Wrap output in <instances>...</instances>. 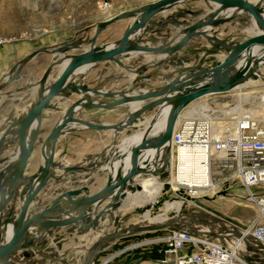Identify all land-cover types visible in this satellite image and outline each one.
Wrapping results in <instances>:
<instances>
[{
	"label": "water",
	"instance_id": "obj_1",
	"mask_svg": "<svg viewBox=\"0 0 264 264\" xmlns=\"http://www.w3.org/2000/svg\"><path fill=\"white\" fill-rule=\"evenodd\" d=\"M180 1L154 0L141 7L113 14L94 25L87 26L84 31L89 28L93 29L89 37H78L53 47H38L12 66L0 81V90H2L16 80L23 66L39 53H47L55 57L80 45H86V48H83L80 53L74 54L70 60L60 64V69L54 80L49 82V85L47 84L46 89H43L41 85L38 97L30 105L27 112L22 117L8 122L6 128L0 133V163L7 160L6 156H1V153L8 144L17 142L21 148L20 157L10 178L6 182H0V264H45L48 259L58 261L61 264H73L60 258L54 252H41V259L33 261L31 260L32 249L44 242L48 230L51 228L72 226L79 235H83L89 229H96L100 220L103 221L106 216H112L113 210L123 205L121 200L128 202V198L131 196H128V192L124 188L125 185L133 192L140 191V178L165 177L168 173L166 166L169 158L164 155V152H161V149L171 139L177 116L189 104L210 94L239 89L250 80L262 78L259 76L258 67L259 63L264 60V0H256L255 2L249 0H205L211 3L212 8L201 19L186 26L185 32L182 33L180 30L181 37L177 40L173 38V41L169 38L156 46L141 45L132 40L137 31L143 30L148 20L158 11L164 9L166 5L170 6ZM222 12L228 15L218 17ZM138 13L139 17L134 19L121 36L115 40L116 44L109 47L96 44L99 34L107 25L120 18L134 16ZM244 13L253 18L259 32L237 44L217 41L215 46H223L228 50V53L215 66L197 68L183 66L171 78L165 79L162 84L148 89L108 90L82 83V78L78 81L73 80L76 74H85L86 71L80 70L82 67L89 69L99 61L116 60L122 53H150L159 58L173 55L195 33L202 31L201 29L206 30L235 15ZM55 64H59V62H51L49 67ZM148 66L149 64L139 66L138 71L145 70ZM144 77L140 75L135 81ZM38 84L40 83L36 82L33 85ZM71 94H76L78 97L68 104L61 118L41 142L39 149L41 164L35 173L24 177L23 171L40 129L42 110L53 107V98H68ZM122 105H128V108L125 115L116 122L97 123L75 115L83 108L114 109ZM131 105L135 106L132 107ZM162 105H169L170 107L166 125L162 132L151 134L155 117ZM235 107L236 104L230 106L228 110L234 111ZM151 110H154V113L144 121V115ZM136 123L143 124L140 130L123 136L118 143L115 142L118 132L129 129ZM72 125H77L81 129L110 130L114 138L111 144L114 146L113 155L120 152L117 159H110L108 163L101 166L94 165L87 168L80 165H62L56 162L54 159L56 143L63 133L74 129ZM139 131L143 132L142 136L136 138L135 133ZM7 137H10L11 140L4 142ZM127 143L130 145L124 148ZM152 159L156 162L155 166L151 168L150 161ZM159 160L163 161L160 169H158ZM117 163H119L118 170L124 166H128V170L114 178L112 177L113 166ZM6 167L7 164L0 167V177ZM54 169L61 170V174L55 175ZM99 169H106L108 176L106 183L96 192L86 193L88 185L65 190L56 194L51 202L42 209L34 213L30 212L32 201L49 180H59L61 175H66L71 171ZM138 176L142 177L135 180ZM21 183H25L26 186L19 194L18 211L16 214L6 215L9 203ZM112 193L115 196L113 200L110 197ZM66 198L78 209L76 214H65L61 200ZM104 201L106 203L102 204ZM137 212L143 216L145 214L150 215L148 210H141L139 207H137ZM221 220L224 219L209 212L179 210L175 216L168 220H157L150 224L134 223L125 226L117 224L116 229L112 232L102 231V234L87 249L84 260L77 264H94L99 252L111 241L145 238L149 232L161 229H186L195 235H204L213 239L240 238L246 243V250L261 254L264 261V244L256 242L241 229L220 225L221 233H212L193 226V223L212 225L215 222L220 223ZM37 228L39 230H36ZM29 248L32 249L28 250ZM18 251H20L19 254H17ZM108 260L109 258L104 260V263Z\"/></svg>",
	"mask_w": 264,
	"mask_h": 264
},
{
	"label": "rangeland",
	"instance_id": "obj_2",
	"mask_svg": "<svg viewBox=\"0 0 264 264\" xmlns=\"http://www.w3.org/2000/svg\"><path fill=\"white\" fill-rule=\"evenodd\" d=\"M151 1L154 0H0V35L10 38H22L21 40L30 41L37 47H53L61 42L69 41L78 37H89L91 36L93 29L89 28L84 31L87 26L94 25L113 14L141 7ZM191 3H193V9L190 11L189 7ZM205 6H207V8ZM208 6L210 7L208 8ZM211 8V3L205 0H183L182 2L172 4L152 16L146 23L144 29H141L142 31L136 33L135 39L141 45L151 46L160 45L169 38L173 40L174 33L183 30L186 26L195 21L196 16L204 15V10L209 11ZM133 19V16H127L107 25L99 34L96 44L111 43L117 40ZM84 47H86V45H80L77 48L68 51V53H80ZM124 54L125 53H122V55L120 54L116 60L97 62L87 69L85 74H76L73 80L78 81L82 78V83H86L92 87L127 91L129 89H148L158 86L162 84L165 79L170 78V74L173 72L170 71L174 68L172 55H168L165 58H159L157 55H152L150 53L133 52L129 56H125ZM41 58H43V61L36 64L34 68L38 70L36 72L34 71L30 80L31 84L36 82L40 84L36 86L30 85L29 87L24 85L23 88L20 87L18 92H21L22 90H26V92H36L41 85L43 87L47 86V84L56 77L60 69V64H55L54 66L49 67L53 55H41ZM144 64H149V66L145 70L138 71L139 66ZM140 75L145 77L135 81ZM261 77L262 78L252 80L250 83L240 87L236 91L237 94L234 98L217 95L218 98L216 101L209 103L206 102V104L199 103L201 99H197L185 107L184 111L178 116H182L186 110H190L192 107L199 104L202 107L207 108L206 113L211 117H222L223 110L227 111L230 106L237 105L241 102L240 107H243L242 105L245 103L256 104L264 94L263 74ZM246 94H250V97H248V99L246 98L247 100L243 98ZM75 98V94H71L68 98H55L52 101L54 104L53 107L45 108L46 115L44 116L43 123L40 125L38 135L32 147V152L25 165L23 171L24 177L36 172L42 160L39 152L42 140L61 118L68 104H70ZM205 98L206 97H203V99ZM127 108L128 105H122L114 109H104L102 111L96 110L89 115L90 119L87 120L97 123L116 122L125 115ZM86 113V110L81 109L75 115L83 118ZM153 113L154 110L146 113L143 117L144 121ZM230 115L233 116L235 114ZM230 115L225 121L221 120L213 122L214 125L219 124L221 126L218 130L225 131L230 128ZM199 116L201 117V115ZM13 119L16 120V118ZM142 125L136 123L135 126L118 132L116 143H118L123 136L140 130ZM70 131L72 133L75 132V134H80L82 131L88 132L89 137L85 138V141L89 139L98 142L99 139H106V135H104L103 132L79 129V127H75ZM61 139L62 137L60 136L56 143L54 159L62 165L91 166L94 161H97L98 165L101 166L108 163V160H114V158L119 156V154L113 155L112 153L110 158H106L102 155L101 157L94 159L93 147H90L85 149L84 158L78 160L77 147L75 146L76 141L70 142L68 145H63ZM15 148L16 143L8 144L4 147L2 156H5L6 153L15 151ZM167 162V175L165 177L157 176V180L160 179L159 181L163 182L164 188H162L164 190L161 189L156 201L150 204L137 205L133 202L132 198H130L129 202L121 200L123 205L113 210L112 216H107V218H109L108 222L105 223L100 220L96 229H89L84 233L85 237L83 242L85 241L86 243L84 242L83 244V254L77 259L78 263L84 260L87 254V249L96 238L102 234V231L112 232L116 229L117 224L125 226L136 222L141 223L144 216L140 212H137V207L141 210H148L150 216H155L164 213L165 201L181 199V210L198 211L200 213L209 212L218 218L224 219L226 223L235 227L244 228L252 221L255 216L256 206L253 201L248 199L245 188L241 186L237 178L229 175L230 171L221 172L219 170H214V174L218 178L217 180L220 181L218 187L209 192L206 197L197 198L191 200L192 202H188L190 199L180 197L178 191L170 189V185L168 184L174 166L173 147L172 155ZM6 164H8V160H5L1 167ZM53 172L55 175L61 174V170L58 169H54ZM106 173L107 171H104V173L102 171H97L95 173L71 171L66 175H61L59 180H50L48 185L50 190L48 194L44 195L36 205H32L30 207V212L34 213L40 208L42 209L51 202L56 194L62 191L78 188L82 185H88V191L86 193H89L91 190L102 187L103 183H106L107 181L108 174ZM140 177L142 176L136 177L135 180ZM25 186V183L18 185L12 199L13 203L16 198H19V194ZM102 204H104V202ZM15 213L16 211L14 208H8L6 211V215H13ZM177 213V208L170 209L166 212L165 219L168 220ZM161 230L171 231L172 229ZM158 231L159 230L149 232L145 238L119 239L111 241L99 252L94 264H101L107 258H109V260L103 264H134L136 261L140 260H150L154 264H162L165 257L162 250L163 243L151 242L152 239H154L151 237ZM211 240L214 239L211 238ZM140 242L146 243L137 247H128L125 249L126 246H131L132 244ZM38 247L40 254L41 252H54L57 256L62 258L59 252H55L59 248V244H55L50 240L48 242L46 237L44 242L38 244ZM31 249L32 248H29L28 250ZM140 251L142 252L140 253ZM34 254L35 252H32V256ZM112 255L114 256L110 258ZM243 257L246 260L252 261L254 264H264L263 257L259 254L245 253L243 254Z\"/></svg>",
	"mask_w": 264,
	"mask_h": 264
},
{
	"label": "built area",
	"instance_id": "obj_3",
	"mask_svg": "<svg viewBox=\"0 0 264 264\" xmlns=\"http://www.w3.org/2000/svg\"><path fill=\"white\" fill-rule=\"evenodd\" d=\"M12 39L0 35V46ZM242 106L239 115L232 113L235 115L229 118L231 126L225 131L214 132V123L209 118L176 120L171 136L173 173H177L180 148L187 149L190 156L200 160L199 185L192 189L200 192L191 194L184 187L176 189L180 197L194 200L206 197L219 184L214 170L230 171L229 175L237 178L256 206L252 221L241 230L264 244V94L256 104ZM168 184L174 190L171 183ZM155 242L163 243L162 264H254L243 254L236 253L225 239L211 240L186 229H172L170 234L156 238ZM247 253L258 254L248 250Z\"/></svg>",
	"mask_w": 264,
	"mask_h": 264
},
{
	"label": "crops",
	"instance_id": "obj_4",
	"mask_svg": "<svg viewBox=\"0 0 264 264\" xmlns=\"http://www.w3.org/2000/svg\"><path fill=\"white\" fill-rule=\"evenodd\" d=\"M192 4L193 3H191L189 7L190 11L193 9ZM205 7L207 8V6ZM209 7L210 6H208V8ZM205 14H207V11L204 10V15ZM204 15L196 16L195 21L201 19ZM226 15L228 14H223L222 12L218 15V17H224ZM201 30L202 31L195 33L186 42L184 46H182L176 53L172 55L174 68L170 70V71H173L170 74V78L171 76H173L175 73L178 72L179 68L183 66H186L189 68L211 67L221 62L226 57L228 50L224 48L223 46L216 47L215 44L217 41L220 40V41H226V43H229V44H237V43L244 41L246 38L254 34H257L259 32L255 24V21L247 13L235 15L231 17L230 19L222 23H219L211 28H208L206 30L205 29H201ZM180 37H181L180 31H178V33H174V37H173L174 40H177ZM21 39L22 38L15 37L13 40H10L7 43L0 46V81L9 72L10 68L14 66L21 58H23L26 54H28L32 50L38 48L37 46H34L32 42L27 41V40H21ZM41 55H47V53H39L36 56H34L31 60H29L23 66V68L21 69L19 73L18 78L14 80L13 82H11L4 89L0 90V133L6 128V126L8 125V122L15 120L13 118L18 119L22 117L27 112L30 105L38 97L40 89H38L36 92H33V91L26 92V90L24 91L22 90L21 92H18V91L20 87L23 88L24 85L28 87L30 85H33L30 83L31 76L34 73V71L36 72L38 70L34 68L36 64L43 61V58H41ZM258 71L264 76V60L259 63ZM250 81L246 82L245 84L250 83ZM237 90L238 89H234V90H231L225 93H216V94L207 95L205 96L206 97L205 99H203V97L200 98L201 100L199 103L206 104V102L207 103L214 102L218 98L217 95H221L223 97H233L234 98V96L237 94L236 92ZM77 97L78 96L76 95V98ZM54 99L55 98H53L52 101ZM83 109L87 111L83 119H90L89 115L94 113L93 111L104 110V109L89 108V107L83 108ZM45 115H46V112L44 108L41 113V124L44 121ZM155 130L156 129L154 128L151 134L155 133ZM77 131H80V130H77ZM93 131L103 132L104 135H106V139H103V140L99 139L98 142H95L89 139L85 141L84 139L89 137L88 132L82 131L80 132V134H75V132L72 133L70 130H68L61 135L62 137L61 142L63 145H68L70 142L76 141L75 146L77 147L78 160L81 158H84L85 149L90 148V147H93L94 159H97L98 157H101L102 155H104L106 158H110L114 150V146H111V144L113 143V139H114L112 132L110 130H93ZM9 140H10V137H7L4 142H8ZM12 140H14V137H12ZM127 147H128V143L124 145V148H127ZM3 151L1 153V156L3 155ZM10 154L11 153H6L5 156H9ZM118 154H120V152ZM116 159L117 157L114 158V160ZM94 165H98V162L94 161V163L91 166H94ZM1 166H2V163H0V167ZM91 166H83V167L87 168ZM116 169H118V166ZM97 171L98 172L102 171L104 173V171H107V170L99 169V170L81 171V172H84V173L94 172L95 173ZM152 179L153 178L147 180L145 184L148 185V183H150ZM49 183H50V180L47 183V185L36 195V197L31 203V206L36 205L43 198L44 195L48 194L50 190V187H48ZM104 184L105 182L103 183V185ZM100 188L101 187H98L95 190H91L89 191V193L96 192ZM144 191H145V188L142 191V193H144ZM129 201H130V198L128 202ZM12 203H13L12 201L9 203L8 208L9 209L14 208V210L17 213L18 208H19L20 199L16 198L14 203L13 204ZM105 203L106 201H104V204ZM103 221L106 223L109 221V218H107L106 216V218ZM158 232L154 234V236L151 237V238H154L152 239L151 242L154 243L156 238L163 237V236L170 234L169 230H159ZM84 237H85V234L83 235L77 234L76 229H74L72 226H64V227H55V228L49 229L46 235V240L48 242L50 240L51 242L55 244H59V248L55 252H59L62 258L65 259L68 263L77 264L78 263L77 259L81 257V254H83V250H84L83 244L85 242V241L83 242ZM144 243L146 242L132 244L131 246H126L125 249H127L128 247L133 248V247H137L140 245H144ZM32 251L35 252V254L31 257V260L39 261L41 259V254L38 253L39 247L37 246L33 248ZM142 251H140V253ZM19 252L20 251H18L17 254H19ZM58 263H59L58 261L49 260V259L45 261V264H58ZM103 263L104 262H102L101 264ZM134 264H154V263L151 262L150 260H140V261H136Z\"/></svg>",
	"mask_w": 264,
	"mask_h": 264
},
{
	"label": "bare ground",
	"instance_id": "obj_5",
	"mask_svg": "<svg viewBox=\"0 0 264 264\" xmlns=\"http://www.w3.org/2000/svg\"><path fill=\"white\" fill-rule=\"evenodd\" d=\"M182 1L183 0H181L180 2H182ZM249 1L254 2L255 0H249ZM168 6L169 5H166L164 7V9L167 8ZM160 11H162V10H160ZM133 17H134V19H137L139 17V13L135 14ZM140 30H138V31H140ZM181 31L183 33V32H185V29H183ZM132 40L135 41L136 43H138L137 40L135 39V36L132 37ZM116 43L117 42L114 41V42L107 43V44H102V45L104 47H109V46H111L113 44H116ZM84 48H86V47H84ZM132 53L133 52H127L124 55L125 56H129ZM73 55L74 54H70V53L66 52L63 55L53 57L52 58L53 59L52 62H55V63L59 62V64H62L64 62L70 60L73 57ZM80 70H84V72L87 71V69H85L84 67H82ZM259 76L261 77L260 73H259ZM48 85L43 87V89L44 88L46 89L48 87ZM248 97H250V94L244 95L243 98L244 99H246V98L248 99ZM241 103L236 105L234 111L233 110L232 111L231 110H227V111L223 110L222 111V113H223L222 117H211L210 115H208L206 113V111H207L206 107H202L201 105H196V106L192 107L190 110H186V112H184L182 114V116H177L176 120H177V122H179V120H181V118H189V117H192V116L193 117H200L199 115H201V117H203V118L212 119L213 122H218V121H221V120L225 121L230 114L235 113V114L239 115L241 113V111L243 110L242 107H240ZM131 106L134 107L135 105H131ZM169 109H170L169 105H162L159 113L155 117V121H154V128L156 129L155 133L162 132L164 130V127L166 125L167 116H168V113H169ZM182 111H184V109ZM72 127L75 128V127H77V125H72ZM220 127L221 126L219 124H215L214 125V132L220 131V130H218ZM153 129H152V131H153ZM142 133H143L142 131H139V132L135 133V137L136 138L141 137ZM170 144H171V139L161 149L162 150L161 152H164V155H166L167 158H170V154L172 155V146ZM128 145H130V144L128 143ZM170 146H171V149H170ZM178 153H179V155H178V160H177V173H173L172 172V174L170 175V178H169L173 189L176 190L177 188L184 187L186 190L189 189L191 194L199 193L200 190L193 191L192 189L199 185V180H198L199 179V177H198L199 173L198 172L202 171L201 170L202 168H200V165H199L200 160L190 156L189 155L190 152L187 149H185V148H180ZM20 154H21V148L17 145V142H16L15 151L11 152V154L9 156H6V159L8 160V164H7L6 169L3 172L2 176L0 177L1 178L0 182L1 183L6 182L10 178V176H11V174H12V172H13V170H14L17 162H18ZM155 162L156 161H154V159H152L150 161V167L151 168L155 166ZM158 164H159L158 169H160L162 164H163V161L159 160ZM141 165H143V162H141ZM117 166L119 168V163H117L115 166H113L114 173L112 174V177H114V178L119 177L123 172H126L128 170V166H124L123 168H121V170L116 169ZM151 178H153L152 181L150 183H148V185L145 184V182L147 180L151 179ZM159 180H157L156 176L142 177L139 180V184L141 186V190L140 191H134L133 192L129 187H127V185H125L124 188L127 190V192H128L127 194H129L128 196H131L130 198L133 199V202L135 204H137V205L150 204V203H154L156 201V199H157V197H158V195H159V193H160V191L162 189L163 182H161ZM144 184H145V186H144ZM217 187H218V185L215 186V188H217ZM142 188H143V190L145 188L144 193H142V191H143ZM110 197H111L112 200L115 198L113 193L110 195ZM128 200H129V198H128ZM188 202H192V201L190 200ZM61 205H62V208L64 209L65 214H67V215H73V214H76L78 212V209H76L75 205L72 202H70V200L67 199V198L61 200ZM181 206H182L181 199L165 201V203H164V213H161V214H158V215H155V216H150V215L145 214L143 220L141 221V224H150L153 221L166 220L165 219V215H166V212L168 210L173 209V208H177V211H179V210H181ZM220 225H224V226H226L228 228L241 229L239 227H235V226H233V225H231L229 223H226L223 220H221L220 223L215 222L212 225H201V224L193 223V226L195 228H198V229H201V230H205L206 232H212V233H221ZM36 230H39V228H37ZM225 240L230 245L233 246V249L235 250L236 253H238V254L247 253L246 243L243 240H241L240 238L239 239H235V238L228 239L227 238ZM112 256H110V257H112Z\"/></svg>",
	"mask_w": 264,
	"mask_h": 264
}]
</instances>
